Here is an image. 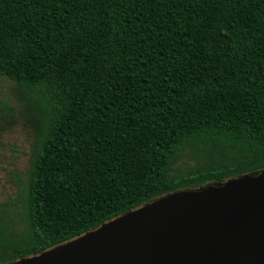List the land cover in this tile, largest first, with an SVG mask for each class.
Returning a JSON list of instances; mask_svg holds the SVG:
<instances>
[{
  "label": "trees",
  "instance_id": "1",
  "mask_svg": "<svg viewBox=\"0 0 264 264\" xmlns=\"http://www.w3.org/2000/svg\"><path fill=\"white\" fill-rule=\"evenodd\" d=\"M0 75L36 120L0 264L264 170V0H0Z\"/></svg>",
  "mask_w": 264,
  "mask_h": 264
},
{
  "label": "water",
  "instance_id": "2",
  "mask_svg": "<svg viewBox=\"0 0 264 264\" xmlns=\"http://www.w3.org/2000/svg\"><path fill=\"white\" fill-rule=\"evenodd\" d=\"M7 264H264V170L169 193Z\"/></svg>",
  "mask_w": 264,
  "mask_h": 264
},
{
  "label": "rangeland",
  "instance_id": "3",
  "mask_svg": "<svg viewBox=\"0 0 264 264\" xmlns=\"http://www.w3.org/2000/svg\"><path fill=\"white\" fill-rule=\"evenodd\" d=\"M23 100V89L0 75V202L16 194L30 164L36 120Z\"/></svg>",
  "mask_w": 264,
  "mask_h": 264
}]
</instances>
